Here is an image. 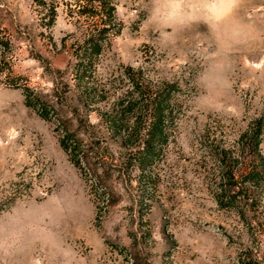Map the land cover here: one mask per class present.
<instances>
[{"label":"rangeland","instance_id":"rangeland-1","mask_svg":"<svg viewBox=\"0 0 264 264\" xmlns=\"http://www.w3.org/2000/svg\"><path fill=\"white\" fill-rule=\"evenodd\" d=\"M0 264H264V0H0Z\"/></svg>","mask_w":264,"mask_h":264},{"label":"trees","instance_id":"trees-1","mask_svg":"<svg viewBox=\"0 0 264 264\" xmlns=\"http://www.w3.org/2000/svg\"><path fill=\"white\" fill-rule=\"evenodd\" d=\"M1 47L5 48L3 45ZM29 100L30 99L28 98V102H33ZM143 102H146V103H143ZM152 103L153 101L150 102V105H152ZM139 104H143L144 109L148 107V101L140 98V100L129 102L126 112H133L134 114V111L136 112L138 110L141 111L139 107L138 108L136 107ZM170 107L171 106L165 101H158L157 103H155V107H153V114L150 116L151 121H150V124L148 125V130H147L145 140L144 139L141 140V134L139 133L140 128H137L136 124L134 125V127H132L130 131H126V134L124 136V142L126 143L128 148H132L133 145H131L130 143L133 141V139H138V140L140 139V141L143 142L144 146H143V150L141 154L143 156L142 162H144L145 159L152 160L153 157L155 156V152H157L156 149L159 146L164 144L165 138H166L165 133H164V119L166 118L165 112L168 111ZM170 113L171 112H168V114ZM43 116L46 117V113H43ZM110 119H111V123L109 124H114L112 117L110 118L108 117L107 121L109 122ZM63 133H64V136L62 140L60 141V146L63 150H65L66 152H69L72 155L75 153L79 154V152H83L82 150L83 146L80 140L74 139V135L72 133L71 135L68 134L66 130L63 131ZM256 181L257 179L255 180V182ZM256 183H259V182L257 181Z\"/></svg>","mask_w":264,"mask_h":264},{"label":"clouds","instance_id":"clouds-1","mask_svg":"<svg viewBox=\"0 0 264 264\" xmlns=\"http://www.w3.org/2000/svg\"><path fill=\"white\" fill-rule=\"evenodd\" d=\"M161 7H164V5H161ZM150 22L156 23L157 21L152 20ZM214 31L218 32V35L216 36L214 43H218L222 47L226 46L230 41L235 39L234 35L231 34L225 28L214 29ZM219 67H220L219 64L215 62L209 63L208 66L206 67L205 73L201 77L202 82H210L215 76V74L219 71Z\"/></svg>","mask_w":264,"mask_h":264}]
</instances>
